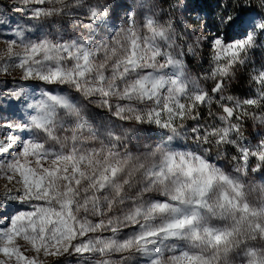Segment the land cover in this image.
<instances>
[{
	"label": "snow or ice",
	"instance_id": "6c2138e0",
	"mask_svg": "<svg viewBox=\"0 0 264 264\" xmlns=\"http://www.w3.org/2000/svg\"><path fill=\"white\" fill-rule=\"evenodd\" d=\"M19 2L34 23L0 33V264H264V182L246 183L264 131L243 127L264 129V64L225 94L264 46V0H176L166 19L147 0ZM229 151L230 171L212 162Z\"/></svg>",
	"mask_w": 264,
	"mask_h": 264
},
{
	"label": "rangeland",
	"instance_id": "374dc122",
	"mask_svg": "<svg viewBox=\"0 0 264 264\" xmlns=\"http://www.w3.org/2000/svg\"><path fill=\"white\" fill-rule=\"evenodd\" d=\"M101 2H105V0H101ZM106 2L110 5H116L121 4L124 2H132V0H106ZM201 2V1H199ZM0 3L6 7L12 8L14 10L19 11L24 17H28L25 14V11L18 10V9H24V5L20 4L19 0H0ZM147 3L154 5L155 9L157 11L163 10L165 13L163 18H167L166 13L170 11L169 4L164 2L163 0H147ZM204 3V2H203ZM120 11L121 18L123 17V12ZM195 13H192L191 16L188 18L189 27H194L195 25L192 23V21L195 20ZM177 18H179V14H177ZM87 21H85L86 23ZM117 25H119L120 20L115 21ZM73 21L70 18H64L63 21H61L60 18H55V23L52 25V30L55 31L56 29H65L67 33L70 35L72 34V25ZM181 28H183V25H181ZM0 33H3L4 36H10V34L4 30L0 29ZM38 34V33H37ZM77 34H87L86 30L83 28L78 29ZM98 34H102V32H98ZM32 38H35L33 36ZM262 43H264V39H262ZM3 45L0 44V48H2ZM187 64V70L189 74L193 77H199L202 76L205 72L209 70V54L207 52V49H201L200 52L195 57H192L186 61ZM261 64H264V46H258L252 52L249 54V59L247 65L240 68L237 72L236 78L233 79L225 89V94H232L238 97L243 98L245 95L249 93L250 85L248 83V73L251 70L253 66L259 68ZM5 79V78H0ZM7 80L11 81L12 77L6 78ZM202 86H207L209 88L210 85H212V81H201ZM3 85L0 84V87ZM18 85L14 82L9 83L8 87H17ZM210 89V88H209ZM9 104L8 100L4 97H0V108L8 109ZM20 106L17 105V108ZM93 113H95V109H91ZM212 111H217L216 107H212ZM203 119L200 121L201 124L205 123V121H210V118L208 117V108L204 107L201 109ZM9 112H4L3 115H9ZM101 118H103V113L101 112L100 116H96V122L99 123ZM194 122L189 121V125L193 124ZM127 126V125H126ZM245 136L251 140L258 131H264V129H259L256 124L248 119L245 120V123L243 124ZM155 129H149L147 126H145V130L141 132V136L147 140V142L151 143L153 140H158L159 137L156 135ZM178 146H183V148L189 147V143L183 139L179 140ZM183 150V149H180ZM235 152L229 151L226 156L221 157L220 159L216 158L215 152L212 153V162L217 163L219 166L224 167L226 170H231L233 167V162L231 161V156L234 155ZM264 181H261L259 175L257 174H249L246 183L252 184V183H262ZM4 181L0 180V190H2Z\"/></svg>",
	"mask_w": 264,
	"mask_h": 264
},
{
	"label": "trees",
	"instance_id": "16d2710c",
	"mask_svg": "<svg viewBox=\"0 0 264 264\" xmlns=\"http://www.w3.org/2000/svg\"><path fill=\"white\" fill-rule=\"evenodd\" d=\"M164 2L170 4L176 3V0H163ZM204 2V3H211V0H198V2ZM0 22L4 24L3 28H0L1 30H4L8 32L10 35H12V30H14L17 26H24L26 22L28 24H32L34 22L29 21L28 17H24L19 11L14 10L12 8L6 7L0 3ZM212 85L209 86V88ZM245 121H243V124Z\"/></svg>",
	"mask_w": 264,
	"mask_h": 264
},
{
	"label": "built area",
	"instance_id": "2783aa9c",
	"mask_svg": "<svg viewBox=\"0 0 264 264\" xmlns=\"http://www.w3.org/2000/svg\"><path fill=\"white\" fill-rule=\"evenodd\" d=\"M253 4L255 5L256 4V0H252Z\"/></svg>",
	"mask_w": 264,
	"mask_h": 264
}]
</instances>
